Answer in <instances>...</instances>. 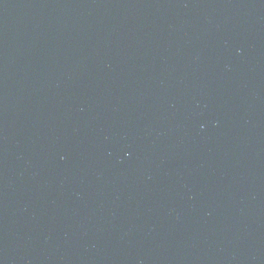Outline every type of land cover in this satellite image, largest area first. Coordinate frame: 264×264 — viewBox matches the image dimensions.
<instances>
[{
    "label": "water",
    "instance_id": "95a60500",
    "mask_svg": "<svg viewBox=\"0 0 264 264\" xmlns=\"http://www.w3.org/2000/svg\"><path fill=\"white\" fill-rule=\"evenodd\" d=\"M0 264H264V0H0Z\"/></svg>",
    "mask_w": 264,
    "mask_h": 264
}]
</instances>
